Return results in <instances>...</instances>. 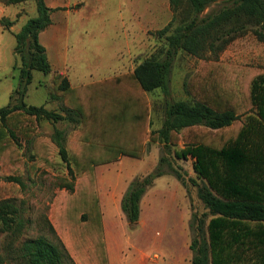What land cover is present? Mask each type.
<instances>
[{"label":"trees","instance_id":"1","mask_svg":"<svg viewBox=\"0 0 264 264\" xmlns=\"http://www.w3.org/2000/svg\"><path fill=\"white\" fill-rule=\"evenodd\" d=\"M28 1L36 3L38 14L14 34L16 48L20 50V82L10 103L0 108V160L15 166L23 159L18 137L24 131L25 116L78 124L80 133L74 140H66L65 131L55 128L51 139L34 141L30 165L33 170L67 168L80 179L76 192L60 206L59 227L72 238L73 250L83 264H110L95 167L113 161L121 152L142 157V142L137 145L141 139L136 132L148 114L144 95L123 90L134 83L153 95L157 91L167 95L169 73L180 51L196 57L206 53L218 55L237 37L249 32L264 41V0H232L230 5L206 17L200 14L220 0H169L173 18L156 32L167 41L160 51L164 55L159 56L158 52L145 58L132 74L83 88L72 87L64 73L53 70L47 49L40 41V33L52 23L53 9L45 0L6 3ZM34 70L53 73L51 98L62 103L63 113L25 101ZM257 76L246 86L247 90L227 76L210 78L205 83L186 82L189 97L166 102L163 126L157 131L162 142H173L175 133L186 127L202 125L216 131L213 135L199 133L196 143L175 150L179 158H186L187 154L195 158L197 175L206 179L211 188L202 196L213 214L208 225L211 260L206 262L194 239L192 264H231L228 248L251 236L257 247L263 248L259 254L264 264V182L244 174L245 164L252 161L243 146L248 132L243 125L233 126L256 105L264 124V76ZM162 173L158 170L131 182L122 200V209L130 222L139 220L141 199L156 175ZM16 212L11 200H0V231L14 234L21 229L23 222ZM247 222L256 223V228L249 227ZM21 259L23 264H63L60 248L43 236L23 243Z\"/></svg>","mask_w":264,"mask_h":264},{"label":"rangeland","instance_id":"2","mask_svg":"<svg viewBox=\"0 0 264 264\" xmlns=\"http://www.w3.org/2000/svg\"><path fill=\"white\" fill-rule=\"evenodd\" d=\"M89 1V4L88 0L80 3L73 11L66 43L69 73L78 72L79 81L88 82L91 79V64H99L98 68L105 81L107 77L116 75L117 72L106 74V67L115 64L116 54L124 56L129 51L135 52V61L158 52L159 56L164 55L160 51L165 48L167 41L165 37L157 36L156 32L172 18L169 0L153 1L158 9L156 12L152 9L154 4L150 3L151 0ZM231 3L232 0L215 2L200 17H206ZM37 14L34 1L8 4L6 0H0V108L10 103L11 95L20 82V50L16 48L14 34ZM123 20L138 21L139 32L133 34L132 27H123L126 33L128 31L127 37L121 27ZM132 37H137L138 42L133 43ZM258 74L264 76V41H260L251 32L237 37L218 55L206 53L204 57H196L180 51L175 56L169 73V94L163 95L161 91H157L156 95H146L152 110L153 128H159L160 121L164 120L167 101L187 98L186 82L194 80L205 83L210 78L227 76L247 90L246 86ZM52 78V72L45 74L34 70L25 101L60 110L62 103L51 98L54 89ZM126 87L124 92L133 91L129 85ZM189 88L191 89L190 85ZM24 120V131L18 137L23 159L15 166L11 162L0 160V200H11L23 222L21 229L14 234L0 231V256L3 264H23V243L40 236L60 248L63 264H83L73 250L72 238L60 229L57 221L60 206L76 192L80 179L67 168L57 170L40 167L33 170L30 165L34 141L51 139L55 128L65 131L67 140H74L79 126L69 121L53 123L45 118L36 120L33 116H25ZM239 125H243L248 132L243 146L252 160L245 164L244 174L264 182V162L260 163V159L264 158V124L258 105L235 122V126ZM151 130L146 148L149 157L146 160L124 157L123 161L110 164L112 168H104L99 172L97 189L100 190V186L102 188L106 184H116L117 178L124 185L127 180L142 179L156 174L158 170L163 171L161 175H156L153 184L148 187L147 191H151L153 199L150 207L142 208L137 222H130L122 209V200L127 191L120 197L111 198L110 207H114L115 211L111 212L107 220L111 223L113 219L116 221V230L108 224L110 264H192L194 252L191 244L194 239L198 241L200 254L209 263L211 246L208 225L213 214L202 196L211 188L206 179L197 175L193 157L189 160L179 158L175 150H183L182 133L185 132V137L189 134L192 141L199 133L213 135L215 130L198 126L191 131L175 133L171 143L162 142L158 132ZM153 151L157 154H152ZM177 175L182 177L188 187V198L181 189L183 187ZM169 192L175 193V198L168 196ZM212 192L218 195L214 190ZM186 198L189 199L188 202ZM247 224L256 228L254 222ZM228 249L231 264H263V258L259 254L263 248L257 247L252 236L245 238L243 242L233 243Z\"/></svg>","mask_w":264,"mask_h":264},{"label":"crops","instance_id":"3","mask_svg":"<svg viewBox=\"0 0 264 264\" xmlns=\"http://www.w3.org/2000/svg\"><path fill=\"white\" fill-rule=\"evenodd\" d=\"M84 1L85 0H45L46 5L49 8L53 9V12L51 13L52 23L40 33V41L47 49L48 58H49V61L51 63L53 70L64 73L67 76V78L69 79L72 87H81V88H83L86 85L96 84V83L105 81V80H103V75L100 73V70L98 68L99 64H94V65L91 64L90 65L89 70H90L92 77H91V79L88 80V82L79 81L78 80L79 75L77 74L78 72L73 73V74L69 73L70 67H69V63H68V50L66 48V43L68 42L70 25L72 24L73 11L76 10L77 5H79L80 3H84ZM151 1L152 2H150V3H153V1H155V0H151ZM89 2L90 1L88 0V4H89ZM169 5L171 7L170 1H169ZM152 9L155 12L158 10L157 6L155 4L152 6ZM171 9H172V7H171ZM172 13H173V10H172ZM132 14H133V12H132ZM173 14H172V18H173ZM172 18L167 23H165L164 26H166L172 20ZM121 24H122V26H121L122 29H123V27L126 28V26L132 27L131 29H132L133 34H135L136 32H139L140 26L138 24V21L132 20V21L125 22L123 20V22H121ZM127 30H128V28H127ZM123 32L125 34L126 30L123 29ZM121 33H122V31H121ZM126 36L129 37L128 31L126 33ZM123 39L125 41L124 36H123ZM135 41L138 42V38L132 37V42L135 43ZM46 44H48V45H46ZM134 53L135 52L129 51L124 56H120V55L116 54L115 55L116 62H115V64H111V65H108L106 67V70H108L106 74L116 73V72H117V74L116 75L114 74V76H111V77H107L106 80L113 78L115 76L119 77L122 75L125 76V74H128V75L132 74L134 72L135 68L137 67V65L140 64L145 59V58H142V59H138L137 61H135L134 60V57H135ZM126 65H127V67H126ZM131 87L133 88L134 92H136L137 94H142L145 97V100H144L145 108H146L148 114L145 112L147 114L146 122H145V120L141 121L140 127H139V132H136V137L141 139L140 142H137V145H140L142 142V152H143V155L145 154V157L142 156L140 158H144L146 160L147 156L149 157V154L146 152V148H147V143L149 141L148 134L150 132V129H152L151 131L157 132L163 126L164 120L160 121L159 128L154 129L153 128L154 122H153L152 112H151L152 110L150 107L149 99H148V97H146L147 93H149V92L143 91L139 86L135 85L134 83L131 84ZM188 97L189 96L187 95V98ZM183 99H185V98H183ZM42 105H45V104H42ZM61 108H62V105H61ZM48 109L56 110V109H52V108H48ZM56 111L63 113V111L61 109L56 110ZM198 126H202V125H196V126H192V127L183 128L180 131V133H182L183 131H189V130L191 131L194 128H197ZM233 126H235V123L233 124ZM75 132L80 133L79 128H78V132H77V130ZM184 133H182V136L180 135L182 142H184L183 149L188 148V146L197 142L196 139L190 141L191 138H190L189 134L186 135V137H185ZM66 137L67 136L65 135V138ZM67 138H66V140H67ZM131 149L133 150V147ZM153 153L157 154L156 151H153L152 154ZM119 154L120 155L116 159H114L113 161H110L107 163H102V164H99L95 167L96 177H98L97 178L98 180H99V176H100L99 172L104 168H106V169L112 168V167H110V164L123 161L124 157H131V158L140 159L138 157L126 155V153H122V152ZM190 157H191V155L187 154L186 158L183 157V159L189 160ZM194 160H195V158H193V161ZM117 179H118V181L116 182V184H112V185L106 184V186H104L102 188L100 186V190L98 188L101 211H102V219H103V225H104V231H105V240H106L108 251H109V240L107 238L108 224L110 226L112 225L111 227L116 230V221L113 219L112 223H111L109 220H107L108 216L111 215V212L115 211L114 207L113 208L110 207L111 198L115 197V196L120 197L122 194H124L127 191V189L129 188L130 183L132 182V181L128 182V180H127V182H125V184L123 185L121 180L119 178H117ZM177 179L180 182L181 186L183 187L181 189H183V192L185 193V197L187 196V198H188V187L184 184V181L182 179L178 178V176H177ZM174 194L175 193H173V192H169L168 196L174 197ZM187 198H186V200H187L186 202H188V200H189ZM152 199H153V197L151 198V191H149V190L146 191L144 193L142 199H141V202H140V215H141L143 207H150ZM116 201H118V200H116ZM115 202H113V203H115ZM114 215H113V217H114ZM109 259H110V256H109Z\"/></svg>","mask_w":264,"mask_h":264}]
</instances>
